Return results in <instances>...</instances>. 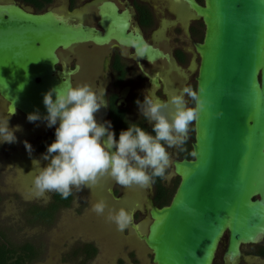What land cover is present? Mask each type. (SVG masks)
Returning a JSON list of instances; mask_svg holds the SVG:
<instances>
[{"label":"water","instance_id":"obj_1","mask_svg":"<svg viewBox=\"0 0 264 264\" xmlns=\"http://www.w3.org/2000/svg\"><path fill=\"white\" fill-rule=\"evenodd\" d=\"M184 1L206 28L203 42L195 44L196 90L203 89L205 109L195 123L193 160L172 162L180 182L170 204L158 208L146 197L149 223L142 230L132 221L131 228L152 264H213L224 239L225 262L236 264L241 246L264 239V0H204L203 7ZM98 26L103 32L53 11L35 14L0 3V101L6 116L24 120L37 110L48 115L44 94L64 81L72 85L78 69L57 71L60 51L116 40L139 58L163 56L138 33L126 34V16L114 5L100 6Z\"/></svg>","mask_w":264,"mask_h":264},{"label":"flooded vegetation","instance_id":"obj_2","mask_svg":"<svg viewBox=\"0 0 264 264\" xmlns=\"http://www.w3.org/2000/svg\"><path fill=\"white\" fill-rule=\"evenodd\" d=\"M194 1L198 5L204 6V0ZM8 2L15 3L35 14L53 11L68 18L72 24L95 27L102 32L103 30L98 26L100 6L103 4L114 5L117 7L118 15L126 16V23L128 24L126 34L135 35L138 33L148 46L162 52V57L148 61L139 58L133 47L123 45L116 40L104 46L89 43L58 52L57 71L74 70L75 67H78L76 72L71 75L72 86L78 82H88L97 89L105 90V121L111 122V130L115 133L117 140L120 132L126 131L129 124L132 123H137L138 126L147 128L151 132V124L140 115L139 107L136 104L137 100L143 102L147 92L151 91L154 97L167 101L171 95L177 94L183 86L191 85L196 90L200 56L195 51V44L203 42L206 28L184 0H35L36 3L29 0H0L1 4ZM59 11H63V14ZM102 111L103 107L96 114V119L100 123H102ZM23 119L24 122L26 121L25 123L37 126L36 123L29 122L26 118ZM9 120L12 118L9 117ZM58 126L59 122L49 128L46 122L38 125L37 128L32 127L30 134L21 137L20 140L16 141L17 145H14L16 149L24 150L26 149L24 141H27L31 144L33 151L42 157L47 153L42 149V142L55 134V129ZM194 134L195 123L190 126L188 139L182 146L183 150L177 147L168 149L172 162L175 160L183 161L184 159L193 160L191 144ZM172 149L175 152L173 154L170 152ZM25 153L28 152L19 154L17 159L23 157ZM16 156L15 154L12 160H15ZM166 176L167 179H160V184L170 190L175 188L167 204L169 205L177 191L180 179L174 174L172 165L167 170ZM29 184L32 185V180L31 183L28 182ZM147 190V193L144 194L143 189L138 186L134 185L127 188L120 186L107 176L101 178L92 188L81 187V191L90 194L92 197H94L95 192L99 193L108 205L115 209L125 208L129 212L133 210V224L139 229L141 227L137 223L138 218L139 215L143 214L139 210V206L140 204L144 206V212L148 216L145 209V199L149 196L154 202L155 182ZM49 194L50 199L47 204L30 205V207L37 206L46 209L53 202L54 192H49ZM74 201V193H72L71 204ZM71 204L67 208L58 209L55 218L60 211L70 208ZM30 207L26 210L27 217L36 225L41 226L42 224H38L34 220V216L30 214ZM129 229L139 241L131 225ZM90 246L96 250L94 259L97 249L93 245L84 244L79 248V251L85 258L83 249ZM226 246L227 240L224 239L217 250L213 264H228L224 258ZM262 249L264 250V239L258 244L241 246L240 253L242 256L236 264H264Z\"/></svg>","mask_w":264,"mask_h":264},{"label":"clouds","instance_id":"obj_3","mask_svg":"<svg viewBox=\"0 0 264 264\" xmlns=\"http://www.w3.org/2000/svg\"><path fill=\"white\" fill-rule=\"evenodd\" d=\"M146 48L144 45L139 50L141 56ZM66 84L64 81L44 94L47 116L41 117L38 110L27 116L29 122L43 119L49 128L59 122L55 141L41 158L46 165L41 167L40 161L33 160L34 171L29 175L37 196L55 192L67 199L73 189L92 188L105 176L126 188L134 185L149 188L155 178L167 179L166 172L172 165L168 149L183 150L190 126L199 121L205 109L202 88L198 92L191 85L183 86L167 101L154 97L149 91L143 102L137 100L136 104L140 115L151 124V132L132 123L126 131L120 132L117 140L111 122L100 123L96 119V114L106 105L105 90L88 82L65 87ZM10 114H14V110ZM20 130V126L9 127V116L0 118V144L16 143L14 133ZM24 147L31 155V144L24 141ZM91 211L105 216L118 231H124L133 221L131 212L125 208H110L103 199L95 202Z\"/></svg>","mask_w":264,"mask_h":264},{"label":"rangeland","instance_id":"obj_4","mask_svg":"<svg viewBox=\"0 0 264 264\" xmlns=\"http://www.w3.org/2000/svg\"><path fill=\"white\" fill-rule=\"evenodd\" d=\"M59 13L63 14V11ZM4 112L5 104L0 101V118L6 117ZM25 122L14 118L9 120L10 128L20 126L21 130L14 133L17 140L30 134L32 127L44 124L34 126ZM14 144H0V233H4L13 243L30 242L40 253L38 260L32 264H152L149 251L133 236L129 227L118 231L105 216L91 211L95 202L101 199L105 201L97 192L94 198L73 189L75 201L70 208L59 212L53 224L39 226L32 222L27 217V208L47 204L50 194L37 196L33 184L28 185L32 180L29 174L34 171L33 160L40 161L41 167L46 165V161L36 151H32L31 155L25 153L21 159H17L19 154L28 151L16 149ZM172 150L170 152L175 153ZM15 154L17 156L12 160ZM142 189L146 194L147 188ZM139 210L143 214L139 215L137 223L145 230L149 219L142 204ZM84 244L96 247L94 259L86 261L81 255L79 248Z\"/></svg>","mask_w":264,"mask_h":264},{"label":"trees","instance_id":"obj_5","mask_svg":"<svg viewBox=\"0 0 264 264\" xmlns=\"http://www.w3.org/2000/svg\"><path fill=\"white\" fill-rule=\"evenodd\" d=\"M32 3H36L35 0H29ZM41 7V6H37ZM148 131L147 128L142 127ZM55 141V134L49 136L47 140L42 142L43 151L47 152V147ZM48 144V145H47ZM189 148V152H190ZM155 198L154 203L156 206L162 208L169 203L174 189L170 190L164 185L160 184V178H155ZM1 200V199H0ZM72 195L67 199L61 197L60 194L55 193L53 195V202L45 209L32 206L30 207V214L34 216V220L38 224L48 225L51 224L55 218L58 209L67 208L70 206ZM261 254L264 255V250H261ZM96 250L93 247H85L83 254L85 255L86 261L93 259ZM39 251L34 248L30 242L24 243H13L9 241L8 237L3 233H0V264H32L39 258Z\"/></svg>","mask_w":264,"mask_h":264}]
</instances>
